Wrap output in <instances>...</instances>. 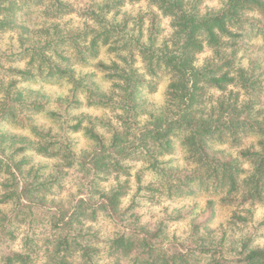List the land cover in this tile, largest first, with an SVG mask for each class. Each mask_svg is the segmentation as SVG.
Returning <instances> with one entry per match:
<instances>
[{"label":"trees","instance_id":"trees-1","mask_svg":"<svg viewBox=\"0 0 264 264\" xmlns=\"http://www.w3.org/2000/svg\"><path fill=\"white\" fill-rule=\"evenodd\" d=\"M209 1L103 0L86 8L88 20L74 32L55 22L74 12L68 1L0 0V32L20 28L26 33L18 39V55H12L24 66L7 68V83L0 81V124L31 128L34 135L29 140L0 133V139L18 145L15 154L29 149L57 162L53 174L43 175L25 159L0 156V206H10L7 212L0 209V234L14 240L15 231L27 229L21 247L3 251L0 264H264V247L246 242L230 262L215 255L204 263L194 261L192 251L160 244L165 219L145 224L131 206L121 209L129 188L128 163L135 160L157 177L155 184L139 188L148 192L149 202L218 195L221 205L235 207L230 226L246 222L251 214L246 206L264 205V64H258V55L247 67L238 64V54L252 48L248 40L261 38L264 52V0H220L215 8L206 6ZM139 2L150 7L146 14L120 15L126 3ZM30 6L42 8L44 27H21L18 14ZM111 13L120 21L107 20ZM101 47L112 55L109 64H96L110 83L107 91L83 85L88 76L76 78L74 70L96 59ZM207 51L209 57L197 64V56ZM159 73L170 80L164 105L154 113L146 111L140 95L146 77ZM35 79L72 85L65 112L79 107L76 95L83 92L86 107L109 115H84L67 124L61 113L47 109L45 96L18 89L19 82ZM41 113L63 120L70 132H82L89 150L75 153L67 138L36 127L33 117ZM250 138L255 140L244 145ZM174 139L184 149L188 168L160 159L172 153ZM215 144L235 153L216 151ZM68 175L76 179L77 197L66 205L55 203ZM110 179L107 189L99 186ZM206 205L211 208L213 201L207 199ZM100 218L122 227L106 248L93 228Z\"/></svg>","mask_w":264,"mask_h":264},{"label":"rangeland","instance_id":"rangeland-1","mask_svg":"<svg viewBox=\"0 0 264 264\" xmlns=\"http://www.w3.org/2000/svg\"><path fill=\"white\" fill-rule=\"evenodd\" d=\"M73 5L74 12L66 15L58 23L65 24L64 28L70 31H79L86 24L89 16L86 14V8L90 7L93 3H101L103 0H65ZM220 5V0H211L206 3L209 8H215ZM149 6L145 2L139 3H126L120 9V15L125 14L130 17H136L138 15L143 16L149 11ZM41 7L30 6L25 8L18 14L17 21L21 27L27 29H40L47 23L41 15ZM119 16H113L112 13L106 18L111 22H119ZM91 23V22H88ZM163 34L165 37L167 34L166 21H162ZM22 35L26 37L25 31L22 29L6 30L0 32V81L5 85L8 81L6 69L9 67H23V60H16L12 55H18L20 51V44L18 39ZM35 39L29 35V39ZM248 43L252 48H249L247 52H240L238 54L239 62L242 66L247 67L248 61L253 58H258V64L261 66L264 64V52L259 50L262 45L261 38H255L248 40ZM210 52H205L197 56V64H200L205 58L209 57ZM112 61V55L107 52L106 47H101L98 57L96 59H90L85 65L75 66V76L84 77L83 85L89 87L97 86L100 91H107L109 88V81L96 69L97 62H103L109 64ZM262 61V62H260ZM140 73H143V69L139 62L136 63ZM147 84L141 88V99L144 102L146 111L159 112L166 100L167 85L170 77L166 73H159L154 79L146 77ZM19 90L22 93H39L45 96L48 106V110L58 111L61 113L67 124L75 123V118L80 116H90L105 119L109 113L99 108H88L85 106V97L83 92H79L76 98L81 103L77 108H70L67 112L64 111L67 101L72 98V85L65 81H44L35 79L28 82H19L17 84ZM64 101V102H63ZM64 119V118H63ZM33 124L41 128L44 131H49L53 135L58 137L67 138L72 143V147L75 153H80L85 150H89L91 143L83 135L82 132H70L66 129L63 120L50 119L45 113H41L33 117ZM101 134L105 133L102 129L98 128ZM0 133H5L9 136H21L29 140L34 138L31 128L18 129L8 124H0ZM254 138L247 139L244 145L254 141ZM0 156H9L13 160L19 161L25 159L29 164L35 168L40 169L43 175H50L54 173V165L57 163L54 159H48L35 154L32 150H24L15 154V148L18 145H11V141L0 139ZM214 150L219 152H227L234 154L235 149L229 148L226 144H215ZM184 149L179 145L178 139H174V148L170 155L164 156L161 161L166 162L173 168H188L184 160ZM130 167L129 188L126 196L121 199V209H127L131 206V211L139 215L141 222L145 224H153L160 219L166 220V228L160 238V244L168 248L170 245L179 247L180 250L192 251L193 257L200 263L207 262L210 257L221 256L227 261H231L238 257V253L241 249L243 242L249 244L250 247H264V205L248 207L251 214L247 216V220L244 224H237V226H230V217L232 211L235 210L234 206H223L219 203V196L207 197L202 193H197L189 197H183L174 200H167L160 198L158 203H152L147 201L149 194L146 190H140L148 184H155L157 177L149 170H146L147 164L141 160H135L128 163ZM140 178V181H138ZM75 178L73 175H68L64 178L62 183L63 188L55 192L53 197L55 203L68 204L73 200V197H77L78 187L76 186ZM113 185V181L110 179L108 182H101L100 187L107 189ZM147 195V196H145ZM54 196V195H53ZM207 199L213 201V205L208 207L206 205ZM10 206L2 207L1 211H8ZM180 215L182 218L178 220H172ZM94 230L99 234L102 240V247L106 248L109 240L117 236L122 227L119 222L109 221L107 219L100 218L94 225ZM27 229L22 227L15 231L16 239L11 240L6 235L0 234V254L7 249L18 250L21 247V238L25 234ZM200 250H205V254L200 253ZM208 251V252H207ZM209 251H214V254ZM105 254V253H103ZM36 264H39L37 261Z\"/></svg>","mask_w":264,"mask_h":264}]
</instances>
